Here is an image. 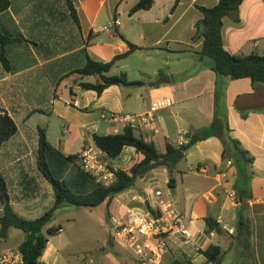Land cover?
I'll use <instances>...</instances> for the list:
<instances>
[{"label":"crops","instance_id":"0c3cea01","mask_svg":"<svg viewBox=\"0 0 264 264\" xmlns=\"http://www.w3.org/2000/svg\"><path fill=\"white\" fill-rule=\"evenodd\" d=\"M123 1L127 0H100L97 6L96 0H74L79 24L71 17L67 7L50 8L45 17L39 18L34 12L29 15L27 8L15 6L12 0L11 6L0 13V33L10 39L4 46L6 64L1 58L0 42V108L14 119L18 127L17 133L0 146V171L7 181L13 209L21 217L34 220L36 218L28 217L35 212L34 208L45 205L46 199L50 204L54 203L52 186L37 165L38 131L35 133L28 128L27 121L34 112L41 110L38 105L45 97L51 93L56 97L64 80H70L72 99L77 98L73 86L80 85L76 78L82 80L83 77L74 71L84 67L88 57L109 62L114 56L127 51L128 41L139 48L123 60L135 56L139 51H146L149 55L156 54L167 61H173L167 74L159 66L154 72L155 78L150 76L149 80H138L144 84L135 85L139 87L136 96L132 92L125 95L127 101L136 99L142 109L139 114L131 115H145L150 113L154 102L171 100L170 106L152 114L150 122L135 124L138 137L153 142L161 153L166 151L167 143L178 146L181 137L188 142L189 133L212 124L215 90L219 85L224 89L231 135L253 158L251 169L254 177L248 180L249 191L240 193L245 185L237 180V167L234 164L227 165V161L231 159H223V145L218 138L200 141L187 151L185 158L171 170H177L183 187L181 193L172 196V199L173 206L180 205L181 210L176 211L189 226L193 238L189 244L181 240L172 241L165 257L174 255L179 249L194 264H200L206 261L200 251L211 244H217L224 252L222 264H225V258L237 244L242 260L237 259L231 264L251 261L264 264V84L254 85L250 78L218 76L212 68L213 60L201 59L196 53L202 46V39L196 38L197 23L203 18L199 7H213L219 0H180L177 5L176 0H155L149 9L132 11L140 1L134 0L135 4L121 12L120 4ZM61 13L64 15L58 16ZM109 27H114L118 32V36L110 38L118 41L95 42L99 32H107ZM222 36L225 48L232 54L264 55V0H244L239 8V21L236 22L231 17L224 18ZM139 73L147 74L145 68H140ZM161 73L172 81L159 87L149 85ZM93 77L97 82L95 76L84 78L89 80ZM114 86L118 85L108 87L101 95L94 90H84L96 93L94 102L97 105L100 100L102 103L104 96ZM118 92L120 96V90ZM82 107L88 109L89 106L84 104ZM109 114H119V111L102 112L101 119L108 122ZM173 120L174 125L171 122ZM172 130H175L177 137L174 142L170 141ZM93 133H90L89 138L92 139ZM84 147L85 145L81 150ZM123 152L129 157L128 155L135 154V149L126 147ZM119 158L111 160L115 164ZM165 171L171 172L167 168ZM32 173L39 174L40 182L47 190L45 196L43 193L37 195L33 187H27L30 180L28 177L31 178ZM222 173L227 175L224 177ZM174 181L176 184V180ZM131 191L132 189L122 195ZM151 191L154 189L149 182L141 194L132 195L123 206L135 204L133 198L137 195L150 197ZM244 205L247 206L252 225L250 248L234 237L238 211ZM22 206L27 208L22 209ZM109 209L112 216L117 217L125 212L121 206H116L114 211L111 206ZM2 215L3 205L0 216ZM208 216L215 217L228 234L207 235L204 230L205 218ZM49 251L50 242L41 258L43 264H50ZM87 264L139 263L125 249L108 246Z\"/></svg>","mask_w":264,"mask_h":264},{"label":"trees","instance_id":"16d2710c","mask_svg":"<svg viewBox=\"0 0 264 264\" xmlns=\"http://www.w3.org/2000/svg\"><path fill=\"white\" fill-rule=\"evenodd\" d=\"M70 15L79 24L74 0H65ZM155 0H140L132 11L149 9ZM180 0H176V5ZM244 0H219L213 7H199L203 18L197 23L196 38L202 39V46L196 52L198 56L213 60V70L218 76H226L231 79L250 78L254 85L264 84V55L259 53L232 54L224 46L222 29L224 18L231 17L239 21V8ZM12 0H0V13L11 6ZM0 33L2 44L1 58L6 64L5 44L9 41ZM126 52L114 56L109 62H102L88 57L84 67L74 72L80 77L95 76V84L82 82L83 89L94 90L101 95L108 87L113 85L131 86L143 85L142 81H130L127 73L120 75H107L112 67L120 60L127 58L139 47L128 42ZM172 79L159 75L156 81L149 82V85L159 87ZM18 131L14 119L0 108V146L12 138ZM216 137L223 145L222 157L226 161L231 159L237 167L238 181L244 184L240 193H247L248 180L254 177L251 169L253 158L242 148L241 143L232 137L228 122L227 108L224 102V89L219 85L215 90V113L212 124L204 129L189 133V141L183 145H172L167 143L166 151L161 153L153 142H148L138 137L133 126H125L123 133L99 134L93 133L94 144L105 152L110 159H117L121 156L126 147L135 149L133 159L126 167H117L116 180L110 185L98 183L89 173L85 172L79 164L78 154L65 155L61 150L55 148L47 138L46 131L38 128V149L37 165L50 183L54 192V204L42 216L28 220L16 213L10 203L8 184L0 171V197L3 205V215L0 216V243L8 237L12 228L24 232L25 239L19 245L23 254L22 264H43L41 258L44 255L49 243V238L44 234L45 228L52 222L54 212L64 205L77 207L96 208L101 204L107 205V213L113 200L119 194L133 189L138 180L144 178L150 171L159 167L173 170L177 163L185 158L187 151L196 143ZM170 188H175V183H168ZM237 186V184H236ZM251 196V195H249ZM155 216L159 215L157 209L147 204ZM206 227L204 232L207 235H227V231L213 217L205 218ZM59 228L50 227L47 233L51 236L59 232ZM245 247H251L252 225L247 206L238 211L236 234L234 235ZM206 258V264H222L223 250L220 245L211 244L207 249L200 251ZM174 264H194L192 261L182 262L176 260ZM242 264H255L254 261L243 262Z\"/></svg>","mask_w":264,"mask_h":264},{"label":"rangeland","instance_id":"374dc122","mask_svg":"<svg viewBox=\"0 0 264 264\" xmlns=\"http://www.w3.org/2000/svg\"><path fill=\"white\" fill-rule=\"evenodd\" d=\"M99 1L100 0H96L97 6L99 5ZM134 2L136 1H123L120 4L121 12L128 6L135 4ZM14 5L27 8L29 15L34 12L33 14L39 18L46 15L50 8L62 9L67 7L65 0H14ZM63 15L64 14L61 13L58 16L62 17ZM111 36H118V32L114 27H109V31L107 32H99L95 42L108 43L118 41L117 39L110 38ZM159 66H162V71L164 74H167L169 66H173V61L171 59L167 61L166 58H162L156 54L149 55L146 51H139L135 56L117 62L108 75H120L122 72H125L128 74L129 80H149L151 78L150 76L155 78L154 72ZM140 68H145L147 74L140 75ZM76 82H90L95 84L96 79L94 77L89 78V80L85 78L82 80L76 78ZM69 83L70 80L62 81L56 93V97L52 93L49 94L48 97H45L47 99L44 100V98L38 105L41 110L34 112L26 123V126L31 128L35 133L38 131V128H43L47 133L48 141L55 148L60 149L66 154H78L84 145H94L93 140L89 138L91 132L99 134L123 133L124 125L121 123L111 124L103 121L101 119L102 112L109 113L116 110L119 111L118 115H131L139 114L138 112L142 110L136 103V99L127 101L125 97L129 92L134 93L136 96L139 91L138 86H114L104 96L102 103L100 100V102L95 105L94 97H97L96 93L90 91L86 92V90L78 84L73 86L74 94L77 95V98L72 99ZM66 86L68 87L66 88ZM119 90L121 92L120 96ZM84 104H88V109L82 107ZM109 116L110 114L108 117ZM171 122L173 123L174 120ZM174 131L175 130H172L171 132V142H174L177 138ZM159 149L163 150L162 147H159ZM128 156L129 157H127L126 152H123L122 157L115 162L116 167H126L131 162L134 155ZM31 175V178L28 177L30 180L27 187L31 189L33 187L37 195L43 193V196H45L47 190L43 183L40 182L39 174L32 173ZM152 177L154 178L153 180L150 179ZM170 179L176 180V188L172 189L169 187L168 181ZM200 179H202V177ZM149 182H151L154 190L160 189L166 196L171 197L180 194L183 188L177 170L167 173L164 167H159L155 169L153 173H149L145 179L138 180L136 186L130 193H125L124 195L119 194L116 199L113 200L111 210L114 211L116 206H121L122 209L126 210L127 207L123 205L128 202L129 197L141 194L142 189ZM40 186H42L41 190ZM16 192H18V190H16ZM29 193L30 191L28 190V194ZM53 204L54 203L50 204L49 200L46 199V204L34 208L35 212H33V214L30 213L28 217L34 219L42 216L46 211L52 208ZM174 206L177 211L181 210L180 205L174 204ZM21 208L26 209L27 207L22 206ZM1 210L2 204L0 199V215ZM107 211V205L105 203L92 209L74 205H64L57 209L54 212L52 222L44 230V234L47 235L50 242V251L48 252L49 263L87 264L91 259L93 260L100 255V252L102 253L108 246L121 247L135 258L130 250L121 246L113 239V231L110 224V218L113 214L110 210L108 213ZM59 226L63 228L62 232H58L54 236L47 233L48 228H58ZM24 239L25 234L23 231L12 228L9 231L8 237L1 241L0 249L2 251L16 250ZM237 259L242 260V256L239 253V245L236 244L225 258L224 263L231 264ZM176 260L182 262L192 261L191 258L186 257L183 252L178 249L174 255H167L163 260V264H174ZM138 263L141 264L140 262ZM200 264H206V261Z\"/></svg>","mask_w":264,"mask_h":264},{"label":"built area","instance_id":"2783aa9c","mask_svg":"<svg viewBox=\"0 0 264 264\" xmlns=\"http://www.w3.org/2000/svg\"><path fill=\"white\" fill-rule=\"evenodd\" d=\"M106 31H109L107 28ZM171 105L170 99L154 102L150 113L145 115H118L111 114L107 121L111 124L121 123L124 126H135L136 123H148L152 114ZM150 120V121H149ZM187 140L181 137L179 145L186 144ZM79 164L95 180L103 185H110L116 180L117 167L108 155L96 145L85 146L79 153ZM228 166L233 165L232 160L227 161ZM226 176V173H222ZM148 195H137L133 198L135 204L127 206L125 212L117 217L110 218L113 239L121 246L130 250L136 260L141 264H163L171 242L176 240L189 244L193 234L181 215L173 206L171 196H166L160 189ZM209 198V195L206 196ZM150 204L159 212L155 216L147 208ZM63 228H59V233ZM23 254L18 249L2 251L0 249V264H22Z\"/></svg>","mask_w":264,"mask_h":264},{"label":"water","instance_id":"95a60500","mask_svg":"<svg viewBox=\"0 0 264 264\" xmlns=\"http://www.w3.org/2000/svg\"><path fill=\"white\" fill-rule=\"evenodd\" d=\"M168 183H170V184H174L175 181H174L173 179H171Z\"/></svg>","mask_w":264,"mask_h":264}]
</instances>
